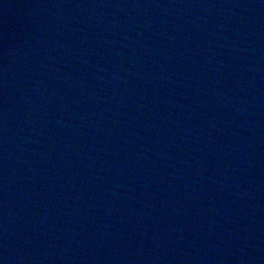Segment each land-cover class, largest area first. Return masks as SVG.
Listing matches in <instances>:
<instances>
[{
	"label": "water",
	"instance_id": "obj_1",
	"mask_svg": "<svg viewBox=\"0 0 264 264\" xmlns=\"http://www.w3.org/2000/svg\"><path fill=\"white\" fill-rule=\"evenodd\" d=\"M0 264H264V0H0Z\"/></svg>",
	"mask_w": 264,
	"mask_h": 264
}]
</instances>
